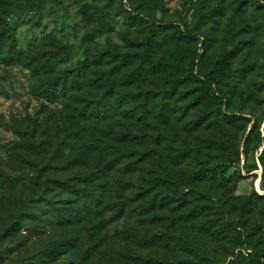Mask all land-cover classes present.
Returning a JSON list of instances; mask_svg holds the SVG:
<instances>
[{"label": "trees", "instance_id": "16d2710c", "mask_svg": "<svg viewBox=\"0 0 264 264\" xmlns=\"http://www.w3.org/2000/svg\"><path fill=\"white\" fill-rule=\"evenodd\" d=\"M246 2L262 12L264 24V0ZM10 3L0 0V8ZM39 9L23 6L0 12V60L27 68L32 76L31 95L60 106L58 111L49 110L42 122L24 118L13 124L18 142L8 150L7 163L13 172H20L18 181L11 180V185L18 186L19 196L9 198L17 218L5 225L4 235L18 231L27 219L31 221L25 229L28 234L52 232L49 243L35 254L36 260L28 263L264 264V249L248 243L249 230L242 224L228 225L229 220L211 212L212 206L220 205L219 199L205 202L199 192L178 193L174 188H168L166 196L152 193L164 190L165 179L155 169L149 183L145 164L153 159V166L161 165L162 151L159 138L148 147L142 126L151 120H166L162 107L154 110L151 93L130 88L135 83L142 88L144 79L136 78L141 73L125 84L118 82L109 46H92L97 51L86 47L74 61L70 59L71 45L50 39L26 50L18 48L12 20ZM174 27L177 38L191 45L190 54L185 57L183 45H178L151 71L166 79L172 90L193 83L188 108L203 106L204 119H219L229 99L234 51L206 64L202 60L204 33L198 27ZM127 62L124 59L116 70L124 73ZM247 94L258 101L255 90ZM228 115L229 123L245 118L243 114ZM250 121L249 116L247 123ZM250 143L256 162L241 165V155L247 160ZM235 164L236 170L229 173ZM244 170L258 181L260 193L244 196L240 211L256 210L264 225V106L260 117L250 124L242 148L219 159L210 179L225 187L242 178ZM4 172L0 169V191L5 178L12 176ZM136 174L139 188L134 192Z\"/></svg>", "mask_w": 264, "mask_h": 264}, {"label": "rangeland", "instance_id": "374dc122", "mask_svg": "<svg viewBox=\"0 0 264 264\" xmlns=\"http://www.w3.org/2000/svg\"><path fill=\"white\" fill-rule=\"evenodd\" d=\"M23 6H40V9L12 20L18 48L26 50L50 39L71 45L70 59L74 61L86 47L109 46L114 52V77L118 82L125 84L129 77L141 73L136 78L144 79L142 88H137L136 83L130 88L151 93L154 110L162 107V118L166 120V123L151 120L142 126L149 140L148 147L152 148L159 138L162 151L161 165L153 166V159L145 164L149 169L146 177L149 183L155 169L161 179H165L161 187L164 190L152 193L166 196L167 189L174 188L178 193L182 190L199 192L205 202L219 199L220 205L211 207L214 216L229 220L228 225L242 224L251 234L248 243L264 249V225L259 214L256 210L241 212L239 207L244 196L251 197L253 191L260 193L258 181L245 170L242 178L225 187H219L210 179L219 159L242 148L250 124L260 117L264 106L261 102L264 97L262 12L246 0H11L0 12ZM151 18L159 22L151 23ZM174 25L198 27L204 33L202 60L206 64L234 51L229 99L219 119H204L207 112L203 106L188 108L193 83L179 84L172 90L166 79L151 71L157 61L168 57L178 45H183L185 57L190 54L191 45L177 38ZM141 57L145 61L142 62ZM124 59L128 60L125 72H118L116 68ZM31 79V72L23 65H6L0 60V163L5 162L0 169L12 175L10 179L5 178V182L2 180L4 187L0 191V264H29L30 260H36L35 254L41 252L52 235L49 230L28 234L25 229L30 219L18 231L11 230L6 235L3 232L5 225L17 218V209H12L10 199L19 196V191L18 186L11 185V180L18 181L20 172H13L7 163L8 150L18 142L14 120L26 118L42 122L49 110L60 109L59 105L31 95ZM251 89L256 91L257 102L248 97ZM230 112L243 114L245 118L229 123ZM249 116L252 121L247 123ZM251 146L252 143L247 160L241 155V165L256 162ZM235 170L236 164L230 167L229 173ZM257 173L260 176L261 169ZM138 181L136 174L132 181L134 192L139 188ZM149 183L145 180L146 186ZM222 209L229 212L227 216ZM209 246L213 247L210 240ZM62 262L59 260L56 264ZM36 264L40 262L37 260Z\"/></svg>", "mask_w": 264, "mask_h": 264}]
</instances>
